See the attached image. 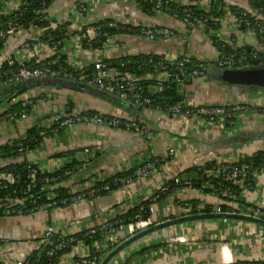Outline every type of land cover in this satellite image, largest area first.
Here are the masks:
<instances>
[{
    "label": "crops",
    "instance_id": "crops-1",
    "mask_svg": "<svg viewBox=\"0 0 264 264\" xmlns=\"http://www.w3.org/2000/svg\"><path fill=\"white\" fill-rule=\"evenodd\" d=\"M72 1L54 0L48 8V16L62 13L58 19L66 21ZM221 1L226 5L237 6L250 15L255 12L249 4L250 0ZM91 14L95 20L114 19L121 23H145L150 26L168 27L178 31L180 35L167 40L121 35L115 37L114 41L126 44L124 50L97 52L82 50L69 39L66 55L70 58H78L81 62L161 53L174 56L189 54L198 60L211 61L217 54L208 36L199 32L188 33L183 25L167 15H144L132 3L100 4L92 8ZM219 35L224 42L234 44L236 47L246 50L257 47L256 40L248 32L239 31L235 27L228 29L222 26ZM21 40L20 36L10 40L5 50L0 53V61L5 52L18 47ZM104 51L108 53L101 55ZM36 52L44 57L50 54L46 48H38L37 51L26 50L23 55L25 58H30L35 56ZM217 74L218 70L213 69L206 76L188 82L182 87L181 96L187 106L231 104L248 108L237 115L233 127H224L220 124L201 127L193 121L180 118L166 119L147 110L139 111L124 101L114 97L108 98L101 93L57 88L51 89V99L34 117L26 122L2 128L4 135L0 144L21 137L28 127L38 121L46 120L47 118L40 119V117L52 113L55 107L59 114L63 115L65 111L67 112L66 104L69 102L73 105L71 116L83 111H95L126 121L137 119L152 137L148 145L139 133L80 123L63 130L57 136L46 138L40 151L26 156L27 161L35 162L42 172H51L56 162L51 159L52 155L77 151L74 157L82 159L83 149L102 146L104 149L102 156L97 163H94L92 169L88 167L82 176L72 177L61 185L68 188L70 194L76 192L81 185L89 187L95 178L106 179L120 171L134 168L147 154L165 157L170 148L175 149V155L162 166V173L168 178L176 177L190 168L206 163H234L240 158H249L256 152L264 151V92H247L243 88L223 85L217 80ZM44 91L43 88L34 89L27 92L23 98H31L43 94ZM219 93H231V99H221ZM91 175L95 176L89 180ZM81 178L86 181L81 183ZM161 182V177L158 175L149 179H138L109 196L96 198L93 201L83 200L66 208L41 211L31 216L0 218L2 241L0 263L15 264L40 249L36 240L48 225L63 227L67 233L79 234L90 227H97L114 220L129 208L150 199ZM238 200L241 201L242 211L256 208L264 211V172L255 176L253 189L243 192ZM192 201L213 206L219 203L214 197L204 196L196 190L185 189L153 204V215L157 219L174 216L167 220L188 216L183 203ZM220 221L186 223L163 229L158 234L156 232L148 235L144 237L143 242L137 240V251L149 246L153 248L142 255L136 254L133 259V244L130 245L125 250V254H130L126 264H224L264 261V228L247 222ZM123 234L124 231L120 230L119 236L123 237ZM177 237H184L186 242L177 243L175 241ZM156 252L159 254L156 255ZM88 253L87 248L72 247L63 255L59 264H74L77 258H86Z\"/></svg>",
    "mask_w": 264,
    "mask_h": 264
},
{
    "label": "built area",
    "instance_id": "built-area-1",
    "mask_svg": "<svg viewBox=\"0 0 264 264\" xmlns=\"http://www.w3.org/2000/svg\"><path fill=\"white\" fill-rule=\"evenodd\" d=\"M24 1L26 2L27 0ZM37 1H39L41 8H39V10L37 11H34V19L42 20V17H44L43 20L48 23L47 28L42 29L33 27L28 23L19 24L14 21H7L5 23V27L0 28V42H3V48L0 50V53L5 50L10 40L14 39L17 36H20L22 38L19 46L14 49H10L9 51L7 50V52H5L4 54L3 59H1L0 61V65L3 62H6L10 66L16 65L15 70L10 73V81H30L45 78L69 80L91 87L96 91L108 94L118 100L131 102L134 106L142 107L144 110L150 111L154 114L162 115L166 119L180 118L183 120L193 121L201 127L211 124H220L224 127H233L237 115L248 109L241 105L231 104L215 106H187L184 101H182L177 105L168 108L166 111H162L158 105L152 106L151 100L149 98H140L137 93L141 92L140 83L142 81L151 82V86L147 91L149 95H153L161 92L165 83L170 82L177 85H184L185 82H191L195 79L206 76L213 69H245L248 67H252V64L256 62H258L260 66H264V6L260 7L258 13L255 11L253 14H251V21L255 22V26L252 27L250 19L247 18L246 20L241 21L238 18L232 16L230 12L223 7L221 8V12L224 13L223 17L220 19L213 18L208 13V10L211 5L210 2L215 0H142L144 3H149L153 6L152 11L154 12V15H167L171 19L183 25L187 29L188 33L199 32L208 36L209 39H211V37H217L219 41H223L219 35L222 26H225L228 29H232L234 27L239 28L240 25H242V28L243 26H245V31L248 32L254 38V40H256L257 47L247 50L246 53L240 51L231 56L220 54L216 51L217 54L211 61L198 60L190 56L189 54H183L181 56L166 55L165 53L151 54L159 57V59L155 62L150 61L147 65H140V68H145L147 66L148 72L140 75H135L128 71H124L123 73H121L119 71V68H123L125 63L119 61L114 64H105L102 63L101 60L81 62L78 58H70L66 55V45L68 43V40L71 39V41L81 49V44L83 42H85L86 45H92L95 43H99V39L105 38V40L103 41L102 50H124V48H126V44L114 41L115 37L121 36L120 34L113 36H107L106 34V31L110 29L117 30V24L130 26L132 28H141L140 33L138 34L125 35H138L149 39L160 40H167L170 38L178 37L180 35L178 31L172 30L168 27L150 26L145 23H121L114 19L112 20V22H109L107 24L97 25L96 22H98L99 20H95L91 16L92 8L100 4L132 3L138 9V3H140V0H73L72 5L69 7V16L66 18V21L58 19L59 16L62 15V13L48 16L47 11L49 7L46 8L45 6L46 1L48 0ZM22 3L23 0H1V18L12 15L15 11L20 9ZM24 4L25 3H23V5ZM169 4H173L177 8H181L183 10V16L170 14ZM219 11L220 8L217 9V12ZM197 13H201L202 16H196ZM64 23H67L69 25L68 38L61 42H53L51 46H49L48 41H52L53 39L51 32L52 30H54L55 25ZM217 23L220 25L219 31H216L213 28L209 27L210 24L216 25ZM43 34H45L46 42H43L41 40ZM228 44L232 45L230 43ZM38 48H46L50 54L44 57L41 56L39 52H36L37 54L30 58H25V56L23 55L24 51L26 50L37 51ZM87 51L97 52L101 50ZM51 55H56L55 59L45 63L44 61ZM60 55L66 56L65 61H63V68L61 67V65H58V59ZM191 59H195V61L198 62L195 63L191 61ZM30 60L33 61L30 62ZM200 63H205V65ZM56 65L59 66V68L53 69V67ZM90 65L93 67V72L89 76L85 73V71ZM43 89H45L43 94H39L31 98L22 99L24 105L32 107L30 114H26L25 112L12 114L8 112L10 105L16 101V99L14 98L8 100L7 97L0 101V140L4 135L2 128H5L6 126H12L13 124L19 122L28 121L39 112V109L42 108V106L49 102L52 93L51 88L46 87ZM78 115L79 113L75 116L66 114L52 115L48 120L39 123V126L50 128L55 125L56 128L50 130L52 137L57 136L58 131H63L80 123L102 125L110 129H118L120 126H123L119 118L113 117L108 119L106 118L107 116L102 115L98 112L97 114H94L90 117H80ZM140 125L141 127L135 125L134 122L129 120L128 123H125L124 126L126 127V131L128 132H131L129 131V129H134V132L139 133L142 138L144 137L143 135H145V138L148 139L149 143L152 137H150L149 133L143 127V125ZM40 135L44 136L45 134L41 133ZM24 136L25 133L21 137ZM12 140L13 139L8 140L5 143H9ZM148 143L145 144L148 145ZM42 146L43 143L40 149L35 152L40 151L42 149ZM103 151L104 149L102 146L83 149L81 152L83 158L78 159L82 163L78 166H75V168H73L72 170L66 172L65 175L71 174L75 169H80V171L86 170L91 165L93 157L98 153L102 154ZM174 155L175 149L173 148L167 150L165 157L150 156L148 154L145 155L141 159L139 164L136 165V180L149 179L156 175L160 176L162 182L158 189L155 190V192H159L161 194L168 191V181L173 180L176 185H179L180 182L177 177H166V175L162 173V167L156 166L159 163L160 159H171L174 157ZM243 159L244 158H240L234 163L217 162L214 165L210 166L208 169L202 171L201 179L203 180V182L200 185V190L208 191L206 195L214 197L218 200L220 199V197H233L234 191L232 187L241 189V194L243 192L252 190L250 189V181H254V178L258 173L264 172V164L261 165V168L255 170L252 161H243ZM54 160H56V162L51 172L59 170L69 162V159L67 157ZM9 162L11 161L0 159V167L8 164ZM33 165L36 166L37 164L35 162H31L30 166H28V170L30 171V183L27 185L26 192L34 187V170L31 167ZM191 184V181H186L184 183L185 187L183 190L191 189ZM79 187L80 188L76 190V192L71 193L74 194V197L71 199L74 203L87 200L83 195H81V193L92 187V184H90L89 187H84L82 185ZM104 189H107V187H105ZM155 192L151 197V200L154 203H156L157 199L159 198V196L155 194ZM22 203L23 200H16L7 197L3 199L0 198V209H3L4 207L10 208L15 205H22ZM50 206L51 205L49 204L44 205L38 212L47 211L46 208ZM183 207L186 213L188 215H191V204L183 203ZM197 207L199 209H202L204 208V205H201V203H199ZM149 211L151 213V216L147 219L135 217L129 223L124 225H118V222L112 223L110 221L107 223H103L97 227H90L81 232L82 234L80 236H78L79 234L67 233L66 229L63 227L48 225L43 229L42 233L36 240L38 243V247L41 250L40 256L44 259L50 260L57 257L58 254L63 253L64 250H70L72 247L88 249V245L85 244L86 237L89 240H92V237L99 232L101 238L100 243H94L93 241L91 243L93 244L92 246L99 248L98 250L101 251L102 254L100 256L93 255V257H90L88 253L86 258H77V261L74 263L98 264L106 254H108L116 246H118L129 237H132L133 235L155 224L163 222L161 221V219H157L156 217H154L153 206ZM16 213L17 216L15 217L21 216L20 211H17ZM35 214L36 213L32 215ZM241 214L250 215L252 217L264 220V211L258 208L251 211H242ZM117 225L119 226V228L117 227ZM120 230L124 231L123 237L119 236ZM175 241L180 244H184L186 242L184 237H177ZM125 250L118 253L115 256L114 261L109 264H126L129 258L123 257V253L126 252ZM158 254L159 253L156 252V255ZM63 255L60 256L58 264L62 261L61 259ZM15 264H29V262L24 259L23 261L15 262ZM224 264L236 263L226 262Z\"/></svg>",
    "mask_w": 264,
    "mask_h": 264
},
{
    "label": "trees",
    "instance_id": "trees-1",
    "mask_svg": "<svg viewBox=\"0 0 264 264\" xmlns=\"http://www.w3.org/2000/svg\"><path fill=\"white\" fill-rule=\"evenodd\" d=\"M52 1H46L45 6L48 8ZM23 3H25L23 5ZM23 3L19 10L15 11L12 15L1 18L0 16V28L5 27V23L7 21H14L19 24L28 23L31 24L33 27H38L45 29L48 26V23L43 20L44 17H42V20H35V13L34 11L39 10L41 8V5L39 1L37 0H27L26 2L23 0ZM210 8L208 10V13L213 18H222L223 12H221V8L227 9L232 16L235 18H238L241 21L246 20L247 18L250 19L251 26H255V22L251 21L250 14L246 13L242 9L238 8L237 6H230L223 3L221 0H215L210 2ZM251 8H253L257 13L258 10H260V7L264 6V0H250L249 2ZM138 9L139 11L147 16H154V12L152 11L153 6L149 3H144L142 0H140V3H138ZM193 8V7H191ZM195 8V7H194ZM220 8V11L217 12V9ZM0 9H1V0H0ZM182 9L177 8L173 4H169V12L170 14H177L178 16H183ZM196 16H202L201 13H197ZM113 19H102L96 22L97 25H103L107 24L109 22H112ZM68 24H59L55 25L54 30H52V41H48L49 46L51 44L61 42L68 38ZM118 29H110L106 31L107 36H113V35H125V34H138L140 33L141 28H132L130 26H123L121 24H117L116 26ZM209 27L213 28L216 31L220 30V25L217 23L216 25L210 24ZM243 30L245 31L246 28L243 26ZM43 42H46L45 34H43V37L41 39ZM103 39H99V43H95L92 45H86L85 42L81 44L82 50H102L103 49ZM211 43L212 46L215 48V50L224 55H234L235 53H238L240 51L247 52L245 48L242 47H236L234 44L229 45L228 43H225L223 41H219L217 37H211ZM3 48V42H0V50ZM260 56V54H259ZM56 55H51L49 58H47L44 62H49L54 60ZM66 56L60 55L58 59V65H61L63 68V61H65ZM159 59V57L151 55V54H138L133 56H124L117 59H107L104 58L101 60L102 63L105 64H114L119 62L125 63L124 69L119 68V71L123 73L124 71H128L130 73H133L135 75H140L143 73L148 72V67L140 68V65L145 64L147 65L148 62L152 61L155 62ZM33 60H30L32 62ZM191 61L197 63L198 61H195V59H191ZM205 65V63H200ZM260 66L258 62L253 63L252 67ZM16 65H8L6 62H3L0 65V101L4 98L8 97V100L14 98L16 101L10 105L8 112L10 113H16L19 114L21 112H25L26 114L31 113V106L24 105L23 102V96L34 89H42L49 87L51 89H57L56 86H49V85H43V86H37L36 83L38 81L43 80H56L58 82H62L65 80L62 79H54V78H45V79H36V80H30V81H10V73L15 70ZM59 66H54L53 69H58ZM93 72V67L90 65L85 73L87 75H91ZM77 83V82H76ZM188 82H185L187 84ZM81 84V83H80ZM184 85H177L175 83H165L163 85L162 91L149 95L148 94V88L151 86L150 81H142L140 83L141 86V92L137 93L140 98H149L151 100L152 106L158 105L162 111H166L168 108L177 105L178 103L182 102L184 100L183 96H181V90ZM69 89V87H62L61 89ZM127 104H130L135 109H139V111H143L144 109L142 107L134 106L131 102H126ZM69 109L68 112H64L66 115H71L73 105L71 102L66 104V109ZM94 114H97L95 111H83L80 112L78 116L80 117H90ZM106 118L110 119L113 117L107 116ZM47 118L46 120H48ZM45 121V120H44ZM123 126H120L118 129L122 131H126V127L124 126L125 123H128V121L120 119ZM134 122L135 125L141 127L137 119L130 120ZM43 121H38L35 124L31 125L27 128L25 131L24 137H18L10 141L9 143L0 144V159L2 160H10L8 164L3 165L0 167V198H13L16 200H23L22 205H15L10 208H3L0 209V218L3 217H15L17 216V211H20L21 216H28L32 215L34 213H37L40 211L41 207L44 205H51L50 207H47L46 210L50 211L52 209H58V208H66L70 205L74 204V202L71 200L74 197V194H70L68 188H64L61 185L67 181L68 179L72 177L78 178L79 173H84L87 170L75 169L71 174L65 175L66 172L72 170L75 168V166L80 165L82 162H80L78 159H76L75 153L77 151H71L68 153H59L54 154L51 156V159H59L67 157L69 159V162L65 164L62 168L59 170L53 171V172H42L38 166L33 165L31 166L34 170V187L27 191V185L30 183V171L28 170V166H30L31 162L27 161L26 156L30 153H33L40 149L43 141L45 138L51 137L52 134L50 133V130L55 129L56 126H52L50 128H45L39 126V123ZM141 129V128H140ZM129 131L134 132V129H129ZM62 131H58V135ZM41 133H44L45 135H40ZM144 137V142L148 143V139ZM149 144V143H148ZM21 149V150H20ZM102 156V154H96L91 162V165L89 168H93L94 163H97L98 159ZM20 161H18V160ZM252 161L254 164V169L261 168V165L264 164V151L262 152H256L249 158H244L243 161ZM168 161H170V158H164L160 159L159 163L156 165L157 167H162L164 164H166ZM215 162L206 163L202 166L190 168L183 173L177 175V179L179 180L180 184L176 185L173 180L168 181V191L166 193H159L155 192L159 196L156 203H159L160 201L167 198L169 195L176 193L177 191L184 189V183L186 181H191V190H198L201 194L204 196L208 193V191H202L200 190V185L203 182L201 179L202 171L208 169L210 166L214 165ZM137 166L134 168L120 171L118 173H115L111 176H109L106 179L98 180L94 179L92 184V187L85 190L81 195L84 196L85 199L89 201H93L96 198L100 197H106L109 196L114 191H117L119 189H122L124 186H126L129 183H132L133 181H136V172ZM95 175H91L89 180ZM10 179V180H9ZM53 180V181H52ZM55 180V181H54ZM86 180L80 179L81 183H84ZM254 181H250V189H253ZM107 187V189H104ZM234 191L233 197L227 196V197H220L219 203L216 206L213 205H204V208L199 209L197 206L200 202L198 201H192L187 202L191 204V211L190 214H211V213H240L242 212V205L241 201L238 200V198L241 195V189L237 187H232ZM26 192V193H25ZM64 202V203H63ZM155 204L152 202L151 198L147 199L145 201H141L137 206L129 208L125 213L119 215L114 220H112V223L118 222V225H124L129 223L131 220H133L135 217H140L142 219H147L151 216L150 208ZM244 208V207H243ZM170 218H174V216L161 219L167 220ZM117 227L119 228V226ZM82 233H79L78 236H80ZM94 243H100L101 238L99 235V232L92 237V240H89L87 237L85 239V244L88 245L89 255L90 257L100 256L102 254L101 251H99L97 247L92 246ZM0 243L2 241L0 240ZM153 247L149 246L146 248H143L139 251H137V255H142L144 253L149 252ZM69 249H66L63 251V253L58 254L57 257L52 258L50 260L44 259L40 256L41 250L38 249L37 251H33L30 255L26 257V261L29 262V264H58L60 256L67 253ZM264 264V261H257V262H238L236 264ZM1 264V263H0Z\"/></svg>",
    "mask_w": 264,
    "mask_h": 264
},
{
    "label": "water",
    "instance_id": "water-1",
    "mask_svg": "<svg viewBox=\"0 0 264 264\" xmlns=\"http://www.w3.org/2000/svg\"><path fill=\"white\" fill-rule=\"evenodd\" d=\"M239 31H243L242 25L238 28ZM217 80L223 85H229L234 87H239L245 89L247 92L251 91H263L264 92V66L248 67L245 69H231V70H218ZM37 86L49 85L56 86L58 88L69 87L73 91H88L94 93H101L102 95L113 98L112 96L96 91L95 89L85 86L80 83L65 80L58 82L56 80H43L36 83ZM69 109H67V112ZM59 114L58 109L55 107L52 113L45 114L40 117V119L49 118L52 115ZM80 176L83 175L82 172L79 173ZM211 220H224V221H240L247 222L254 225H258L264 228V220L250 215L236 214V213H211V214H194L179 217L172 220H166L161 223L155 224L135 235L129 237L118 246H116L112 251H110L99 264H109L114 261L115 256L123 251L126 247L133 244L137 240L144 238L153 233L159 232L163 229H167L173 226H178L186 223H192L197 221H211Z\"/></svg>",
    "mask_w": 264,
    "mask_h": 264
},
{
    "label": "rangeland",
    "instance_id": "rangeland-1",
    "mask_svg": "<svg viewBox=\"0 0 264 264\" xmlns=\"http://www.w3.org/2000/svg\"><path fill=\"white\" fill-rule=\"evenodd\" d=\"M59 2L61 3V1H59ZM197 48H198V47H197ZM196 50H198V49H196ZM107 53H108L107 51H104V52H101V55H105V54H107ZM97 54H98V53H97ZM109 55H110V53H109ZM233 89H236V88H233ZM210 94L212 95V88H211V93H210ZM219 95H220V98H221V99H224V100L231 99V98H230V97H231V93H219ZM202 222H203V221H202ZM210 222H211V221H210ZM215 222H221V221H220V220H215ZM205 223H206V222H205ZM159 232H161V231H159ZM159 232H157V234H158ZM153 234H155V233H153ZM143 239H144V238H142V239H140V240H138V241H139V242H141V241L143 242ZM138 241H137V242H138ZM137 242L133 243V245L131 244V245H132V250H133V252H132V253H133V254H132L133 259L137 256V255H136V253H137V247H138V246H137ZM129 246H130V245H129ZM129 246H128V247H129ZM128 247H126V248H128ZM126 248H125V249H126ZM125 249H124V250H125ZM123 254L125 255L126 258H130V254H129V253L125 254V252H124ZM106 255H107V254H106ZM106 255H105V256H106ZM100 262H101V261H100ZM100 262H99V263H100ZM99 263H98V264H99Z\"/></svg>",
    "mask_w": 264,
    "mask_h": 264
}]
</instances>
